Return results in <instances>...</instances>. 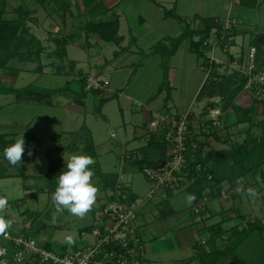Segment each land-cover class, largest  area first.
Wrapping results in <instances>:
<instances>
[{"label":"rangeland","instance_id":"1","mask_svg":"<svg viewBox=\"0 0 264 264\" xmlns=\"http://www.w3.org/2000/svg\"><path fill=\"white\" fill-rule=\"evenodd\" d=\"M0 2L5 3L6 7L4 18L8 20L17 17L14 11L18 7H22L23 9L32 11V18L33 20H35V22H28L27 26L29 28L30 33L37 39L41 40V42H43L44 44L50 43L48 41V30L51 31V36H58L56 32H54L56 34H53L54 25H57L58 27H60L61 25V20L59 19L60 17L55 11L56 6L51 5L47 8L48 11H46L37 4L36 0H0ZM177 3L179 6H181L180 8L186 5L187 7L193 6L194 4L190 2L185 3V0H179ZM83 6H86L85 1H83ZM173 7H175V5L171 4V6H166L165 10H172L174 12ZM142 10L143 8L141 9V11ZM236 10L235 13L234 11L233 13L237 16L238 21L241 23L240 27L243 26L242 30L244 34L238 33L239 36L235 39L233 53H239L243 50L244 52H246L248 47L250 46V41L252 40V37L257 34L264 33V0L260 1L259 6L257 8H249V10H247L246 12H240V10ZM51 11H53L54 13ZM94 11L96 13H100L103 11V9L100 5ZM155 11L161 12L158 9ZM144 12H147V10L145 9ZM174 14L176 13L174 12ZM151 16L153 20L149 22L148 28L150 29V31L148 35L150 39H155V47V45L159 44L161 41V39L159 38L160 28L159 30L155 31V12ZM132 18L133 17L130 15L129 19ZM77 25V23H75V25L73 24L74 27H77ZM179 25L180 23L178 21H172L169 27V32L165 31L164 34H170L176 28L175 26ZM133 26L138 30L137 22H133ZM163 30L165 29L162 28V31ZM94 40L97 41V44H94L89 50V52H86V54L89 53V55H87L86 57V60L89 61L86 69H88L89 67H97L100 62L104 63L106 60L111 59L113 55L114 45L103 43L97 37H95ZM163 45H165L167 49H170L172 47L170 42L163 43ZM51 48H54V46L52 45ZM53 52H55V50ZM145 54L146 51H143L142 49L140 60L135 61L132 60L133 58H130L132 63L130 60L124 62L125 64L129 65L127 66V71L130 73L129 76V73L127 74V71H125V69H123L122 71L114 72L111 68H108L103 75L110 80L111 85L118 86V90L125 96H133L135 97V99H138L141 103H143V105H145L146 103H149L150 105V103H153L154 101L155 103L159 104L163 101V99H159L158 97L155 100H150L152 97L155 96V93L158 91L159 86L163 82V69L156 65L157 59L154 58V56H157L159 54H155L153 52L148 53L149 56H153V59L151 61H148L147 65V62H145V60L147 59H145V57H147V55L145 56ZM160 55H162V57L164 56L163 54ZM78 56L80 57V54L76 55V57ZM216 57L219 59H223V56L220 53H217ZM44 59L45 60H43V62H48L46 61V58ZM50 60L54 65L57 64V57L54 56L53 58H50ZM168 60L169 58H162V64L164 62V64L167 65ZM172 64L174 66L173 68L175 69V71L173 72V86H171L172 89L170 91L172 94L170 98L171 102L170 100L169 102L172 107L171 113L176 114L177 111H180L178 107L179 104H185L188 98H192L194 95H196V92L198 95L200 91L198 90L200 89L199 81H201L204 75L202 74L203 72L199 70L198 66H196V61L192 56L190 57L187 55L180 54L176 57V59L171 61V64L169 65L171 66ZM35 69L36 65L33 64L16 62L11 63L7 69L0 71V81L5 85L13 87L14 89H22L27 86L45 89H56L63 87L66 82L71 81L70 77L68 76L62 77L51 75V69L46 70V72L43 74L32 73L28 71H35ZM198 79L199 81L197 82ZM70 86L71 90L80 91V85L77 82L71 83ZM244 95L242 94V92H240L236 97V101L239 100L238 98L242 99ZM104 96L106 95H92L91 97L93 98L96 106H98L99 99L104 98ZM204 103L205 102H202V105H200V103H198L195 99L193 101L191 111L198 114L200 112L199 108H201ZM244 105L245 103L242 104V108H244ZM121 106L122 99L120 97L118 98L117 96L103 108V115L101 117L96 118L94 115H90V117H87L86 125L92 128V131L94 132L93 139L95 141V144L98 146V149L96 151L97 153L93 158L95 163L91 166V168L95 172L93 183L98 187L99 193L97 201L93 206V209L83 218L76 217L66 210L63 212H58L56 210L52 201V194L57 186L56 178V182H53L54 184H49L51 182L46 181V183L49 185L48 188L39 186L42 184V182H45L40 179L36 180L28 178L27 180H24L21 178H7L0 181V196L7 198L8 203L14 200L21 201L23 204V209L26 211V214L21 217L22 220L29 219L33 221L36 230L40 228L38 229V232L40 231V233L36 235V238L40 240L43 239V242L47 241L53 247V249L65 245H67L73 251L78 249V247L82 244V240L79 238V230L84 226L92 224L94 211L99 203L98 200L103 199V197L101 196L102 181L99 176L100 173L113 174L117 173L120 170L119 157L121 154V146L119 145L118 140L124 141L125 139V130L123 129V124L125 123L128 132L131 133L132 130V124L126 123V117H124V115H122L120 112ZM90 110L91 106L87 105V111ZM253 115L254 120L256 122H260L264 118V109L255 107ZM47 116H53L60 122H62V118L65 117L63 116L62 111L60 112L57 109H46L45 106L34 102L17 103L15 102L13 96H0V134H9V137H14L16 133H18L19 136H21L22 134L27 135L26 137L28 138L30 136L33 138L34 136H36L37 140H45L48 145L57 142L66 148L67 146L71 149L74 147H78L77 151H79V147L83 145L80 142V137H82L84 134L82 133L78 135L79 137L74 136L75 139L63 137L60 133V124H55V126L48 130L43 129L45 123H40V119L45 118ZM230 117L233 118V115L230 114ZM56 119L53 118V120ZM66 120L71 121L70 118H67ZM36 122H39L38 127L40 129L37 134H35V131L32 127H30L28 130L26 129V125L30 123L34 124ZM5 123H8L9 126H7V124ZM78 124L80 123L78 122ZM227 124L230 125L225 127L226 130L228 129L227 131L230 135L231 141H241L243 138H238V136H240L239 128L234 127L233 125H231V123ZM21 126H23V128ZM9 130L11 132H9ZM110 132L116 134V139L110 138ZM49 140L54 142H50ZM133 145L134 144H131L126 149H130L131 147H133ZM211 146L213 148L227 147L218 145L212 140ZM208 150L209 148L206 146L204 148V153H206ZM81 151L82 153H84L83 148L81 149ZM71 156L72 155L69 156V154L66 152L64 156L66 157L65 160L69 159ZM31 160V158H27V162L25 163L26 165H24V171L26 174L34 173V170H31L30 168L31 165H34V162H32ZM1 161L2 159L0 160V162ZM47 166V162H42L41 164L40 160L38 170L35 175L38 176L42 173L45 174ZM64 169L67 170L66 165L64 166ZM14 171L15 170L11 168L8 170L7 173L12 174ZM61 172V170L57 169L52 172V175H59ZM262 172H264V166ZM124 180L129 186L130 192L135 196L144 197L145 194L150 190L149 185L144 178V175L138 169L130 172L126 171ZM37 182L39 184H36ZM26 186L29 187L28 193L24 192ZM247 186L248 187L246 188L247 190L245 192H250L255 189L258 190L263 188V190L258 193H256L255 191L249 204L247 205L246 210L250 212L252 216L247 217L246 215L245 219H247V221L253 222L255 219H262L264 215V205L261 200L262 196L264 195V179L260 176H249ZM158 196L159 195H156L152 202H155ZM177 196L179 197L178 200H169V206L174 207L177 211V215L173 218H171V216L162 217L161 215H159L160 209L158 208L149 210L143 215V217L139 218V223H142L143 219L147 218L150 222V225L146 227L147 229L145 228L144 230L142 228H139V234L145 243L146 250L147 243H149V241L147 242L146 237H148L147 233H149V231H156L157 234L154 233V236L156 237L163 236V238H168L167 240L171 241V236H173L174 239L172 251L171 247L166 248L164 251H162L161 263L154 261L151 258L149 260V253L147 252L146 257L148 258L146 260H148L150 264H178L193 255L191 248L187 247L186 245L187 242H184L186 241L184 237L186 236L185 230L187 228L185 227L184 221L188 218L190 213H194V207L196 205L193 206L192 203H188L186 199L188 195L185 191L179 192ZM206 197L208 199V196ZM218 198L221 199L223 202H226V200L222 199L221 197ZM229 199L230 198H228L227 201ZM218 220L221 221L222 218H219ZM240 221L241 220H239V222ZM247 221L239 223L236 220H229L225 222L224 227L228 228L227 230H229V234L224 237L225 240L223 242H209L208 238L203 240L205 234L203 232H197L195 229L191 230L188 228L187 231L193 232H191V234L189 235L190 240H192L193 242H198L197 244L199 246H201V242L203 240L204 244H202L201 247L204 248L206 251H209L212 247H221L223 249L230 244L232 239H235L237 233L247 227ZM236 225L237 228H235L234 230L233 228ZM176 236L179 237V242L181 243H178ZM70 240L72 241L71 243H69ZM180 244L182 247H180ZM262 248L263 245L258 244V240H256V238H252V236H249L241 245L236 247L232 252L239 254L241 257L247 260L249 264H256L255 262L261 259V254L263 252ZM224 258L221 259L218 264H228L229 258Z\"/></svg>","mask_w":264,"mask_h":264},{"label":"crops","instance_id":"2","mask_svg":"<svg viewBox=\"0 0 264 264\" xmlns=\"http://www.w3.org/2000/svg\"><path fill=\"white\" fill-rule=\"evenodd\" d=\"M66 3H68L70 5V7L68 9H66L65 13H64V17L63 19L59 18L61 21V25L60 27H58L57 25H54V31L53 34L57 33V37L55 36H51L50 33L51 31L48 30V41L50 43H46L44 44L43 42H41V40H39L44 48V52L41 55V65L43 66L42 71L40 72V74H43L46 72V70L51 69L52 74L54 76H62V77H70L71 80H73V82H76L77 79V74L78 72H81V75L87 74L89 72H92L94 70H97L99 72V74H101L102 76H104L103 74L105 73V71L108 68H111L112 71L114 72H118V71H122L123 69H125V71H127V66H129L128 64H125L124 62L130 60V58H133L132 60H140L141 59V54H142V49L143 51H146L145 56L147 55V57H145V62L146 65L148 64V61H151L153 58V56H149L148 53L151 52V50L154 47V43H155V39H150L149 38V31L150 29L149 27V22L151 20H153L152 18V14H156V19L155 20V25L156 27L154 28L155 31L159 30L160 28V33H159V38L161 39L160 43H169L170 40L172 39H176L182 32V26L181 24L179 26H175L176 28L168 35L164 34L165 31L169 32V27L171 25L172 21H176L175 19L172 18H165L164 17V10L166 6H171V4L175 5V7H173L174 12L176 13L177 16H180L181 18H183L184 20H186L188 23H190L193 27H195L198 23V21H196V18H212L215 21H221L224 20L226 17V13H227V9L229 8L228 6V0H185V3H194L193 6H183L182 8H180L181 6L178 5V1L179 0H64ZM83 1L86 2V6H83ZM101 5L103 11L100 13H96L94 10H96L99 6ZM149 5V6H147ZM179 6V7H178ZM259 6V5H258ZM258 6H256L255 8H257ZM143 8V10L141 11V9ZM187 8V9H186ZM238 8V9H237ZM147 10V12H144V10ZM159 10L161 12L155 11V10ZM186 9V10H185ZM240 10V12H246L247 10H249V7H245V6H235L233 8V11L235 13V10ZM236 10V11H237ZM132 16V19H129V16ZM86 16V17H85ZM88 16V17H87ZM117 18L119 21V31H118V35L119 37H121L122 41L119 45H114L111 43H106V44H111L114 45L113 48V55L112 58L109 60H106L104 63L100 62L99 65H97V67L91 68L89 67L88 69H86L87 64H88V60H86L87 55H89V53L86 54V52H89V50L92 48V46L94 44H97V41L94 40L95 35H87L84 32V25L87 22L90 21H106L109 20L111 18ZM133 22H137L138 24V30L133 26ZM177 22V21H176ZM75 23H77V27L73 26V24L75 25ZM57 26V27H56ZM162 28L165 29L162 31ZM243 26L242 27H238V29L235 32L234 35V44H235V39L236 37H238V33L240 34H244L243 32ZM153 30V29H151ZM162 31V32H161ZM56 32V33H54ZM155 36V34H154ZM93 37V38H92ZM54 38H64V39H68L70 40V43L66 46L65 51H66V56L60 61L57 59V64H53L50 60V58L58 57V50L55 47L54 43L52 42V40ZM98 38V37H97ZM99 39V38H98ZM100 40V39H99ZM101 41V40H100ZM102 42V41H101ZM104 43V42H103ZM171 44V42H170ZM52 45L54 46V48H51ZM158 45V44H157ZM155 45V46H157ZM51 46V47H50ZM55 52H53L54 50ZM79 49V50H78ZM171 49V48H170ZM81 51V53H80ZM85 53H84V52ZM242 54L244 55L245 52L244 50L241 51ZM77 54H80V57H76ZM187 55V56H192L194 57L195 61H196V66H198L199 70L202 72L201 70V61L200 58H198V56L194 53L191 52L190 50V40L186 39L184 40L177 48V51L171 55L168 60V64L167 66V78H168V82H169V88L170 91L172 89L171 86H173L172 83V78H173V72L175 71V69L173 68V64L170 66L169 64H171V61H173L174 59H176V57L178 55ZM72 57V58H71ZM74 57V59H73ZM44 58H46V61L48 62H43V60H45ZM155 59H157L156 65L159 66L160 68L163 69V64H162V58H164V56L162 57V55H157L154 56ZM131 61V60H130ZM132 63V61H131ZM135 64V63H133ZM34 65V64H33ZM29 72L35 73L34 70H28ZM72 71V73H71ZM129 72L127 71V74ZM126 74V76H127ZM204 75V73H202ZM130 75V73L128 74V76ZM127 76V78H128ZM163 76V75H162ZM108 81H109V85L104 88L101 92V94H105L106 96H104V98H106L108 101L105 103V105L102 107V109L100 110V112L97 114L96 112V104L94 103L93 98L91 97L93 94L87 93L83 98H82V103L80 104H75L74 101H72V99L75 97V93H77L78 91L76 90H72V92H69L67 94H64L62 96H56L53 98L52 104L51 105H43L46 107V109H57L60 112L62 111L63 117L62 118V122H60L58 119H56L55 117H53L56 120H53L52 117H45V118H41L40 119V123H45L44 128L43 129H50L53 126H55V124H60V133L61 136L63 137H69L71 139H75L74 136H78L80 134H82L83 132H87V135L91 138L92 143H93V152H94V156L96 155V151L98 149V146L95 144V141L93 139V131L92 128H90L89 126L86 125L87 122V117H90V115H94L96 118L101 117L103 115V108L109 103L111 102L114 98H116L118 96V98L120 97L122 99V106L120 108V112L122 115H124V117H126V123H131L132 124V130L131 133L127 131V127L125 126V123L123 124V129L124 131V141L123 140H118L119 145L121 146V154L119 157V168L120 170L117 173H113V174H104V173H100V179L102 181V200H98V205L95 209V211L100 208L101 206H103L108 200H109V195L112 191L113 185H114V181L116 179V176L118 173H122L125 177L126 175V171L130 172V171H135L137 170V166L134 164L135 161H140L142 158H145L146 155H152L154 159H157L160 156V149H148V150H144V148L146 147V143L144 142V129H145V125L147 122V118L151 115V114H162V113H169V114H173L171 113V92L169 91V98L167 99V93L166 92H161L159 94H157V92L155 93V96L152 97L150 100H155L156 98L159 97V99H163V101L159 104L155 103V101L153 103H146L145 105H143V103H141L138 99H135V97L130 96V95H124L122 94L119 90H118V86L115 85H111L110 80L104 76ZM205 77V76H204ZM204 77L201 79V81H199V79L197 80V82L199 81L200 87H202L203 85V80ZM112 86V88H111ZM161 86V85H160ZM159 86V88H160ZM158 88V89H159ZM200 90V89H198ZM196 95H194L192 98H188L187 102L185 104H179V110L177 111L175 115H184L186 114L188 111L192 110V106H193V101L196 99L197 97V92L195 93ZM91 95V96H90ZM244 95V94H243ZM94 96V95H93ZM239 100L235 102V104L239 107H243L242 104L245 103L244 108H247V98L246 95H244L242 97V99L238 98ZM78 100V98H77ZM170 100V102H169ZM16 105V104H14ZM42 105V104H40ZM87 105L91 106V110L87 111ZM200 105H202V103H200ZM93 108V109H92ZM95 108V109H94ZM200 110V108H199ZM70 118L71 121H67L66 119ZM225 122L233 119L232 117H230V114L227 113L225 114ZM57 121V122H54ZM78 122L80 124H78ZM8 125V123H5ZM75 124V125H74ZM39 122H36L34 124L30 123L28 125H26V129L28 130L30 127L33 128V130L35 131V134H37L39 132ZM23 128V126H21ZM240 130V127H239ZM8 131V130H7ZM44 131V130H42ZM9 132H11L9 130ZM130 133V134H129ZM84 134V133H83ZM129 134V135H128ZM5 135H9V134H5ZM86 135V134H85ZM27 135H24L25 138V153L23 156V173H24V177L21 179L27 180L28 178H32V179H36V180H42L45 182H42L41 185L39 186H43V187H49V185L46 183V181L51 182L49 184H54L56 182L55 178L58 179L57 174L55 175H48V171H49V164L50 162H52L54 164V167L52 168L53 171L54 170H61V171H66L64 169V166L66 165V161L65 160L66 157L65 153L67 152L70 155L74 154H81V155H85L84 153H82L81 149L83 148V145L81 147H79V151L78 147H74V148H67L63 147V145L59 144V143H52L51 145H48L45 140H37L36 136L33 137H26ZM19 137L18 133H16L14 135V137H9V139H13L15 141V139ZM79 137V136H78ZM243 138V135L238 136V138ZM110 138L112 139H116V134L110 132ZM80 142L83 144V137H80ZM211 140L213 142H215L213 139H201L202 144H203V148H202V154L205 155L207 154L210 150H212V146H211ZM50 141V140H49ZM50 142H54V141H50ZM218 145H221L223 147H226L225 145H222L220 143L215 142ZM131 144H134L133 147H131L130 149H126L128 148ZM208 147L209 150L204 153V148ZM213 149H223L221 148H213ZM31 151L32 155L29 156L27 153ZM72 152V153H71ZM68 156V155H67ZM27 158H31L32 162H34V165H31V170H34V173H30V174H26L25 173V169H24V165H26L25 163L27 162ZM94 158V157H93ZM41 160V164L42 162H47L48 166L47 169L45 171V174H41L36 176L35 174L37 173L38 170V166H39V162ZM1 163L4 164V161L2 160ZM263 169V168H262ZM139 170V169H138ZM13 173H16L15 171ZM264 174V172H263ZM17 178V177H15ZM11 179V178H9ZM45 179V180H44ZM3 179H0V181H2ZM54 182V183H53ZM36 184H39L38 182ZM248 184V182H247ZM249 186V185H248ZM248 186H243V187H239V188H235L231 193H230V199L226 202H223L221 199H219L218 197H212L211 195L208 194V200H207V204H206V213L204 215H199V216H193L191 213L188 216L187 219H185V227L186 228V236L184 237V239L187 242V247H190L192 250L193 255L191 257H193L196 254V251L194 250V246L198 245V242H193L192 240H190L189 235L191 234L192 231H187L188 228L191 230H196L197 232H202V228L208 225H212V224H216V223H220V222H224V224L222 225V227L225 226V222L229 221V220H236L239 222V220H241L239 223L244 222V219H239V216H245L247 215V217L252 216L250 212H248L247 209V205L249 204L252 196L254 195L255 191L256 193L260 192L263 190L262 189H258V190H253V191H248L245 192ZM29 187H25V193H28V189ZM41 188V187H40ZM223 190H227V186L224 185ZM182 191H184L182 189ZM181 190L177 191V192H173L172 194H168V195H163V194H158V198L155 202H151L144 210V213L148 212L149 210H153V209H160L159 215H161L162 217H169L171 216V218H173L174 216L177 215V211L175 210L174 207L169 206V200H178V196L177 194L179 192H182ZM264 192V191H263ZM262 192V193H263ZM186 194L188 195V193L186 192ZM262 200V198H261ZM15 201V200H14ZM94 211V212H95ZM163 213H166V216H163ZM219 218H222V220H218ZM206 219L205 222H203ZM247 221V219L245 220ZM150 225L146 224L144 221L142 223H139V228H142L145 230L146 227H148ZM238 225V224H237ZM90 225L84 226L82 228H80V230L89 227ZM225 228V227H224ZM40 229V228H38ZM37 229V230H38ZM147 229V228H146ZM226 230L228 228H225ZM79 230V231H80ZM40 233V231L36 232V234L38 235ZM147 233V232H146ZM154 233L157 234L156 231H149V233H147L146 240L147 242L149 241V243H147V250L146 252L149 253V260L150 258L153 259L154 261L160 262L161 263V254L162 251H164L166 248H170L171 247V251L173 248V244H174V239L173 236H171V241L167 240L168 238H163L162 237H156L154 236ZM193 233V232H192ZM205 234V233H204ZM166 236V235H165ZM177 237V236H176ZM187 238V239H186ZM206 238H208V235L205 234V237L203 240H205ZM43 240V239H41ZM178 243L179 242V237H177ZM202 240V242H203ZM47 244H49L47 241H44ZM201 242V243H202ZM218 242V241H217ZM50 245V244H49ZM180 247L181 244H180ZM190 257V258H191ZM148 258V257H147ZM189 259V258H187ZM182 262L178 263L181 264ZM194 264V263H193Z\"/></svg>","mask_w":264,"mask_h":264},{"label":"trees","instance_id":"3","mask_svg":"<svg viewBox=\"0 0 264 264\" xmlns=\"http://www.w3.org/2000/svg\"><path fill=\"white\" fill-rule=\"evenodd\" d=\"M36 2L46 11H48L47 8L51 5L56 6L55 11L61 19H63L66 9L70 7L64 0H36ZM242 6L255 8V0H245ZM5 7V3L0 2V71L7 69L11 63L16 62L34 64L36 65L34 72L40 73L43 69L41 65V55L44 52V48L41 42L30 33L27 26L28 22H35L32 18L33 12L18 7L14 11L17 17L8 20L4 18ZM164 17L175 19L182 26L181 34L176 39L170 40L171 49H167V47L161 43L152 49L151 52L163 54L165 58L173 55L177 51L178 46L186 39L190 40L191 52L196 54L198 58L202 57V52L200 51L201 42L208 38L212 29H219L220 27L212 18H196L198 24L193 27L186 20L174 14L172 10H164ZM83 29L87 35H95L104 43L119 45L122 41L121 37L118 35L119 21L116 17L106 21L87 22ZM52 42L58 50L59 56L57 59L61 61L66 56L65 48L70 43V40L54 38ZM250 46L256 48V62L258 65L262 66L264 33L253 36L250 41ZM76 82L80 85V91L75 93L76 95L72 99L75 104L81 105L82 98L87 93L93 94L94 96L101 95L102 93V90H91L87 92L85 90L86 83L81 72H78ZM71 83H73V80L66 82L63 87L56 89L37 88L33 86L14 89L0 81V96H13L17 103L34 102L42 105H51L54 97L72 92ZM244 83L245 79L237 73H232L223 77H219L213 73L210 79L202 85L196 97L198 103L212 98H219L222 111L225 114L229 113L233 115V119L227 121L226 126H230L227 123H231L234 127H240L239 134L243 135V139L241 141H231L227 131L228 129L226 130L225 128V133L222 138H218L214 134L207 138L227 146L226 148L218 150L212 149L207 154L203 155V144L202 142L200 143L198 152L189 161L186 171L187 174H189V183L183 189L188 194L195 195V200L191 202L193 206L200 203L208 194L212 197H220L224 185L227 186V192H232L235 188L247 186L249 176H260L264 179V174L262 172L264 166V118L260 122H256L253 115L254 106L242 108L235 104L237 95L243 91ZM169 91L167 66L163 62V82L157 94L166 92V97L168 99L170 95ZM107 101L106 98L99 99L98 106L96 107L97 114ZM212 106L214 105L208 104L203 110H207V108ZM83 133V152L85 155H89L93 158L92 140L87 135V132ZM148 138L144 150L150 148L160 149V156L152 160L153 156L147 154L146 157L142 158L140 161H135L134 164L140 171L143 167H156L166 158L165 144L160 136L151 134ZM14 142L13 139H9V136L0 134V160L2 159L4 161V164L0 162V179L23 178L25 176L23 173V162L20 166L14 167L8 163L3 155L4 148ZM198 165L200 166V171L195 170ZM53 167L54 164L50 162L48 175L52 174ZM11 168H13L16 173L8 174L7 172ZM209 176L211 177L210 180L208 178ZM262 203L264 205V195L262 196ZM205 211L206 208H204L199 215H204L206 213ZM166 215V213H163V216ZM192 215L195 216L194 213H192ZM238 218L244 219L243 221L246 220L245 216H239ZM205 221L206 219L203 222ZM247 222V227L237 233L235 239H232L230 244L225 248L212 247L209 251H206L201 247L202 244L201 246L195 245L194 250L196 254L182 261L181 264H218L224 257V259L229 258L228 264H249V262L239 254L232 252L249 236L256 238L258 244L263 245L261 259L255 263L264 264V215L262 219H255L253 222ZM223 224L224 222L208 226L204 225L202 232L208 235L209 242H223L225 240L224 237L229 234V230L222 227ZM235 228H237V225L233 229L235 230ZM37 231L38 230H36V232ZM47 247L50 248L51 245L47 244Z\"/></svg>","mask_w":264,"mask_h":264},{"label":"built area","instance_id":"4","mask_svg":"<svg viewBox=\"0 0 264 264\" xmlns=\"http://www.w3.org/2000/svg\"><path fill=\"white\" fill-rule=\"evenodd\" d=\"M244 1L228 0L225 19L215 21L219 29H212L208 38L201 42V70L205 76L204 83L213 73L219 77L239 74L245 79L242 94L246 95L247 108L264 109V68L256 62V48L249 46L244 55L242 52L233 53L234 35L241 25L233 8L242 6ZM260 1L255 0L256 6ZM217 53L223 59L217 58ZM83 78L87 92L101 91L109 85L97 70L84 74ZM204 102L198 114L190 110L184 115L153 113L147 118L144 142L147 144L151 134L158 135L166 149L163 162L141 170L150 190L144 197L133 195L124 175L118 173L109 200L94 212L92 224L80 230L82 244L78 249L73 251L67 245L48 248L46 242L36 238L33 221L22 220L26 214L22 202L8 203L0 216L12 219L13 223L7 236H0V264H150L146 260L145 243L139 234V218L145 214L144 209L156 195H168L184 189L189 183L186 172L189 161L198 152L201 139L213 134L222 138L225 133V113L219 98ZM208 104L214 106L203 110ZM195 170L200 171V166ZM208 178L211 179L210 176ZM230 193L223 190L220 197L227 200ZM207 200L205 196L194 207L195 215L200 214ZM143 221L150 223L148 218Z\"/></svg>","mask_w":264,"mask_h":264},{"label":"clouds","instance_id":"5","mask_svg":"<svg viewBox=\"0 0 264 264\" xmlns=\"http://www.w3.org/2000/svg\"><path fill=\"white\" fill-rule=\"evenodd\" d=\"M24 153L23 134L3 150L4 158L14 167L22 164ZM27 154L31 156L32 152L29 151ZM94 163L91 156L81 154H74L66 161L67 170L59 174L57 186L52 194V201L58 212L66 210L76 217L83 218L93 209L99 193L98 187L93 183L95 172L91 166ZM186 199L191 204L195 200V195L188 194ZM7 207V198L0 196V213L4 212ZM12 223V219L6 220L0 216V236H7ZM71 242L70 240L69 243Z\"/></svg>","mask_w":264,"mask_h":264},{"label":"water","instance_id":"6","mask_svg":"<svg viewBox=\"0 0 264 264\" xmlns=\"http://www.w3.org/2000/svg\"><path fill=\"white\" fill-rule=\"evenodd\" d=\"M262 67L264 68V55L262 57Z\"/></svg>","mask_w":264,"mask_h":264}]
</instances>
